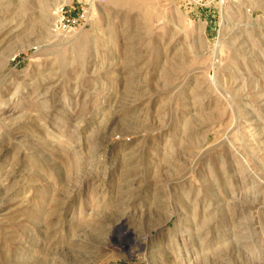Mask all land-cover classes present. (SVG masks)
I'll return each mask as SVG.
<instances>
[{
	"label": "rangeland",
	"instance_id": "1",
	"mask_svg": "<svg viewBox=\"0 0 264 264\" xmlns=\"http://www.w3.org/2000/svg\"><path fill=\"white\" fill-rule=\"evenodd\" d=\"M0 264H264V0H0Z\"/></svg>",
	"mask_w": 264,
	"mask_h": 264
},
{
	"label": "built area",
	"instance_id": "2",
	"mask_svg": "<svg viewBox=\"0 0 264 264\" xmlns=\"http://www.w3.org/2000/svg\"><path fill=\"white\" fill-rule=\"evenodd\" d=\"M98 4H104L106 0H94ZM211 4L217 8L222 9L224 7L233 5L239 0H209ZM74 9H67L66 6L59 7L54 13V20L51 24V32L53 34L71 33L78 26L79 22L84 21L85 16L82 13L79 17L73 16Z\"/></svg>",
	"mask_w": 264,
	"mask_h": 264
},
{
	"label": "bare ground",
	"instance_id": "3",
	"mask_svg": "<svg viewBox=\"0 0 264 264\" xmlns=\"http://www.w3.org/2000/svg\"><path fill=\"white\" fill-rule=\"evenodd\" d=\"M235 4H236V3H235ZM226 11H227V10H226ZM238 11H239V10H238ZM229 15H231V14H230V12H228V11L224 13V16H225V17H228Z\"/></svg>",
	"mask_w": 264,
	"mask_h": 264
}]
</instances>
